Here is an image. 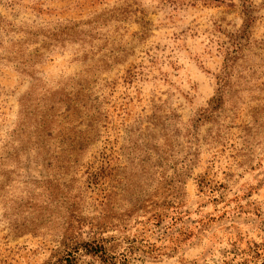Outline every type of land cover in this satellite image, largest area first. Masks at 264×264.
Listing matches in <instances>:
<instances>
[{"label":"rangeland","instance_id":"1","mask_svg":"<svg viewBox=\"0 0 264 264\" xmlns=\"http://www.w3.org/2000/svg\"><path fill=\"white\" fill-rule=\"evenodd\" d=\"M0 264H264V0H0Z\"/></svg>","mask_w":264,"mask_h":264},{"label":"trees","instance_id":"2","mask_svg":"<svg viewBox=\"0 0 264 264\" xmlns=\"http://www.w3.org/2000/svg\"><path fill=\"white\" fill-rule=\"evenodd\" d=\"M221 99V98H220ZM219 99V100H220ZM217 98L216 99H214V103H212L213 105H216V103L219 101ZM216 102V103H215Z\"/></svg>","mask_w":264,"mask_h":264}]
</instances>
